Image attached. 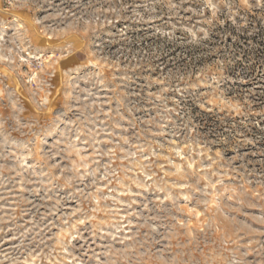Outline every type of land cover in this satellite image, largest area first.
I'll use <instances>...</instances> for the list:
<instances>
[{"label":"rangeland","instance_id":"obj_1","mask_svg":"<svg viewBox=\"0 0 264 264\" xmlns=\"http://www.w3.org/2000/svg\"><path fill=\"white\" fill-rule=\"evenodd\" d=\"M0 264H264V0H0Z\"/></svg>","mask_w":264,"mask_h":264}]
</instances>
